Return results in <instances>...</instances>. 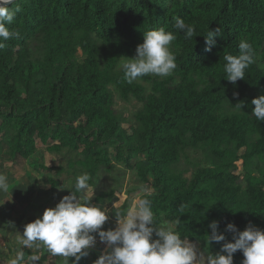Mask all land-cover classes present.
<instances>
[{
    "label": "trees",
    "instance_id": "1",
    "mask_svg": "<svg viewBox=\"0 0 264 264\" xmlns=\"http://www.w3.org/2000/svg\"><path fill=\"white\" fill-rule=\"evenodd\" d=\"M9 7L19 8L8 26L19 36L0 49V147L5 139L10 159L34 157L38 141L65 153L66 165L39 166L51 191L69 181L78 198L77 177L87 174L93 187L123 165L147 190L156 225L174 223L208 253L221 248L208 241L213 221L229 241L228 223L264 230V121L251 103L264 94V0H16ZM173 17L195 35L186 40ZM159 28L176 36V69L127 83L123 60L136 56L144 32ZM217 28L206 51L205 36ZM241 39L252 44L255 62L234 85L223 56L238 55ZM118 99L141 104L128 127ZM115 193L87 202L103 209ZM31 255L24 248L22 261ZM243 259L234 254V264Z\"/></svg>",
    "mask_w": 264,
    "mask_h": 264
},
{
    "label": "clouds",
    "instance_id": "2",
    "mask_svg": "<svg viewBox=\"0 0 264 264\" xmlns=\"http://www.w3.org/2000/svg\"><path fill=\"white\" fill-rule=\"evenodd\" d=\"M15 0H0V49L4 41L17 38L19 33L8 27L14 21L19 8L12 10L9 5ZM174 28L191 39L196 32L193 25L181 17H173ZM220 29L210 30L205 36L206 51H211L215 36ZM176 36L164 28L144 32L143 43L136 49L134 58H125L121 64L124 80L131 84L146 75L167 77L176 69V56L171 50ZM238 55L223 56L226 79L236 84L245 79V70L253 64L255 52L252 44L241 39ZM234 95L238 96V93ZM252 115L264 121V94L254 98ZM244 107V101L235 105ZM87 174L77 177L76 191L85 192L89 188ZM7 177L0 174V190L7 189ZM183 211V205L180 208ZM114 229L103 230L109 215L99 206L88 203L87 198L75 194L64 196L54 208L44 211L42 217L28 223L24 229L25 242L42 241L55 255L71 257L72 264H79L87 257L97 243V236L107 250L94 264H196L201 253L170 226H157L151 201L139 199L123 214L116 213ZM209 228L208 241L221 244L220 251L208 254L204 264H234V254H243L242 264H264V230L251 223L240 231L234 223H228L226 232L232 233L231 241L219 231V223L213 221ZM223 242V243H221ZM110 249V251H109Z\"/></svg>",
    "mask_w": 264,
    "mask_h": 264
},
{
    "label": "rangeland",
    "instance_id": "3",
    "mask_svg": "<svg viewBox=\"0 0 264 264\" xmlns=\"http://www.w3.org/2000/svg\"><path fill=\"white\" fill-rule=\"evenodd\" d=\"M140 106L141 104L136 100L123 101L118 99L117 107L127 118V122L124 124L125 127H128L134 121V113ZM3 142L5 144L0 147V174L7 177L8 186L6 190H0V214L5 206L13 209L15 214L21 212L20 217L16 220H12L9 217L6 219V215L0 216V225L5 226L4 230H9L10 232L8 233L9 236L1 235L2 229L0 226V251L2 253L0 254V263L4 264L5 262V264H8L11 261L16 264L18 260H22L23 248L32 245L35 255L39 259L36 262L35 259L31 258V262L34 264H46L43 263L45 256H48L46 254L52 253L48 247L39 240L26 243L25 237L23 241H13L16 232L10 227V223L14 221L13 225H15V221H17V224H19L18 229L20 228L21 231H24L26 221L28 223L34 222L37 218L42 217L46 209L54 208L64 196L71 195L69 191L71 184L69 181H65L64 185L58 187L56 191H51L50 174L39 166L43 163L48 165V167L66 165L65 153H52L48 150L47 145L38 141V151L34 157L32 156L29 159L19 157L16 160H12L6 154V140L4 139ZM51 143L52 141L49 144ZM182 163L185 164L184 161ZM112 189L116 190L114 202L103 206V210L109 215V219L102 226L103 230L114 229L117 223L116 213L120 212L123 214L126 212L136 201L144 199L147 192L140 183L136 172L126 170L123 165L119 164L112 174L102 175L97 185L89 187L85 192H80L79 198L84 196L94 199L101 192ZM25 212L30 215L25 217ZM12 215H14L13 211ZM162 226H170L175 230V224L171 222H165ZM187 241L193 244L194 248L201 253V259L196 264H204L207 255L211 253L203 250L198 243ZM106 250L107 246L101 243L98 237L96 245L90 249L91 255L84 260L85 264H94V261ZM55 256L57 255L54 254L53 257ZM52 260L57 263L56 259L52 258ZM63 260L65 261H62L61 264L72 263L69 257H63Z\"/></svg>",
    "mask_w": 264,
    "mask_h": 264
},
{
    "label": "crops",
    "instance_id": "4",
    "mask_svg": "<svg viewBox=\"0 0 264 264\" xmlns=\"http://www.w3.org/2000/svg\"><path fill=\"white\" fill-rule=\"evenodd\" d=\"M2 211L3 212H1V214H0V216L1 215H6V219H8V217L9 218H11L12 220L13 219H17V218H19L20 217V212H18V213H16L15 214V211L13 210V209H9L8 207H4L3 209H2ZM12 211L14 212V215H12ZM28 215H30L28 212H25V217H27ZM13 222L14 221H11V223H10V227H12L14 230H15V232H16V235H15V238H14V240L13 241H23V239H24V231H21V229L19 228L18 229V225L19 224H17V221H15V225H13ZM1 224V223H0ZM28 224V221H26V225ZM1 226V229H2V232H1V235L2 234H5V235H8L9 236V234L8 233H10L9 232V230H7V231H5L4 230V228H5V226H2V225H0ZM4 230V231H3ZM24 248H28V249H30L31 251H32V254L33 255H31L29 258H28V260H24V261H22L21 259L20 260H18V262L16 263V264H34V263H32L31 262V258H33V259H35L36 260V262H38V257H37V255H35V250H33L34 249V247L32 246V245H29V246H26V247H24ZM23 248V249H24ZM23 251V250H22ZM0 254H2L1 253V251H0ZM46 255H48V256H45V260L43 261V263H46V264H61V262L62 261H65V260H63V257L64 256H62V255H57V256H55V257H53V253H47ZM90 256V255H89ZM6 257V256H5ZM22 258V257H21ZM52 258L53 259H56V261H57V263L55 262V261H53L52 260ZM85 258H88V256L87 257H85ZM85 258H83V259H81V261L79 262V264H85ZM71 260H73V259H71ZM16 262V261H15ZM0 264H2V263H0ZM4 264H5V262H4ZM8 264H15L14 262H11V261H9L8 262ZM72 264V263H71Z\"/></svg>",
    "mask_w": 264,
    "mask_h": 264
},
{
    "label": "water",
    "instance_id": "5",
    "mask_svg": "<svg viewBox=\"0 0 264 264\" xmlns=\"http://www.w3.org/2000/svg\"><path fill=\"white\" fill-rule=\"evenodd\" d=\"M16 1V0H15Z\"/></svg>",
    "mask_w": 264,
    "mask_h": 264
}]
</instances>
